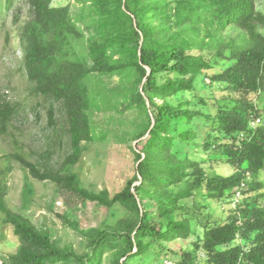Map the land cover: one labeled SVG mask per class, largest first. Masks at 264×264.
I'll return each instance as SVG.
<instances>
[{"label": "trees", "instance_id": "16d2710c", "mask_svg": "<svg viewBox=\"0 0 264 264\" xmlns=\"http://www.w3.org/2000/svg\"><path fill=\"white\" fill-rule=\"evenodd\" d=\"M24 1L29 16L19 36L31 93L51 103L53 126L59 105L69 151L54 163L32 162L20 149L11 157L34 179L54 183L67 206L92 202L120 218L83 230L66 216L86 239L79 254L9 209L0 178V213L19 240L2 264H97L106 255L111 264H140L153 248L162 253L175 242H182L171 250L177 264H264V188L255 181L264 172V126L256 124L262 112L253 101L264 93V0H76L77 10ZM13 2L0 0V10ZM116 76L130 79L125 112L146 120L136 121L144 125L135 174L111 197L84 188L75 168L84 144L96 140L90 83ZM206 78L220 85L222 99L201 98L208 111L195 110L197 84ZM17 113L0 95V136ZM223 165L233 174L219 173ZM243 182L249 188L235 205ZM212 201H229L231 214L203 217Z\"/></svg>", "mask_w": 264, "mask_h": 264}, {"label": "rangeland", "instance_id": "374dc122", "mask_svg": "<svg viewBox=\"0 0 264 264\" xmlns=\"http://www.w3.org/2000/svg\"><path fill=\"white\" fill-rule=\"evenodd\" d=\"M53 5H70L73 10L81 7L76 0H54ZM260 6L264 13V2ZM28 16L29 7L24 0H14L11 5L4 3L0 10V95L15 103L18 108L8 135L0 136V178L5 187V200L9 209L23 214L39 228L47 230L59 246L73 247L79 254H84L86 239L67 225L66 216L71 221H77L81 229L88 230L107 223L113 224L120 215L113 216L112 211L92 202L80 204L78 207L67 206L54 183L34 179L28 170L11 157L15 150L20 149L32 162L54 163L69 151L67 125L59 105L54 106L57 115L56 124L53 126L50 123L51 103L31 93L19 36V29ZM205 83L204 86L200 80L197 84V96L191 102V107L195 110L208 111L202 107L201 98L209 101L222 99L220 85L211 84L208 78ZM90 86L93 96L98 100L96 106L94 105L93 119L96 140L84 144L85 154L75 172L84 188L96 193L107 190L113 197L135 174L136 159L133 149L139 142L136 135L144 125L143 121H136L146 120V117L136 112H125V107L122 106V97L127 91L126 88H130V79H121L118 76L111 80L98 78L92 80ZM253 101L262 112L260 117L264 126V93ZM114 107L119 108V111ZM217 168L222 175L233 174V169L228 165ZM253 180L255 178L251 181ZM255 181L264 188V172ZM247 187L249 188L248 185ZM262 193L259 203L264 206V189ZM231 212L229 201H212L210 209L204 210L202 216L213 215L215 218L226 219ZM188 216L192 217L194 213L190 211ZM181 243H167L170 250L162 253L153 248L148 253L152 256L151 259L147 258L149 261L143 260L139 263L177 264L171 250L180 251ZM185 245L183 244L184 247ZM18 248V238L13 234L12 228L5 224L4 215L0 213L1 263L3 257L15 254ZM97 264H111L109 255L104 256Z\"/></svg>", "mask_w": 264, "mask_h": 264}, {"label": "built area", "instance_id": "2783aa9c", "mask_svg": "<svg viewBox=\"0 0 264 264\" xmlns=\"http://www.w3.org/2000/svg\"><path fill=\"white\" fill-rule=\"evenodd\" d=\"M261 122H262V119L259 118V119L257 120V123H256V124L258 125V124H260ZM254 126H256V125H254ZM246 175H247V177H250V173H246ZM245 188H246V184H245V182H243L242 185L237 189L236 198H235V202H236V203L239 202V200H240V198H241V196H242V191H244ZM235 205H236V204H235ZM0 264H2L1 261H0Z\"/></svg>", "mask_w": 264, "mask_h": 264}]
</instances>
